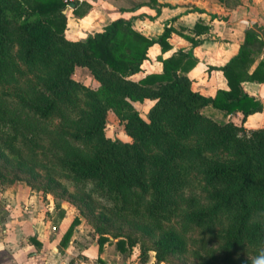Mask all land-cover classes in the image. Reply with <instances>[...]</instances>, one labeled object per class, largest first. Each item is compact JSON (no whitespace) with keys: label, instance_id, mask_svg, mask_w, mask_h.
Masks as SVG:
<instances>
[{"label":"trees","instance_id":"trees-1","mask_svg":"<svg viewBox=\"0 0 264 264\" xmlns=\"http://www.w3.org/2000/svg\"><path fill=\"white\" fill-rule=\"evenodd\" d=\"M89 8L83 0L70 6L78 17ZM64 10L62 0H0V84L19 83L23 71L9 59L14 50L16 60L43 86L30 87L22 107L11 103L0 85V144L14 163L30 173L37 169L67 178L86 197L107 202L116 219L156 235L151 248L141 249L136 264H148L149 251L154 253L152 264L169 254L194 264H264V258L242 254L248 245H264V128L244 130L204 114L225 118L238 112L244 119L261 110L264 101L241 87L243 81H264V59L250 70L262 46L258 34L244 31L237 53L218 68L226 88L205 97L191 90L186 75L195 64L190 48L160 58V73L129 79L139 71L148 46L157 43L161 53L169 49L170 28L149 39L117 18L100 32L71 41L63 34ZM205 30L199 23L192 28L197 34ZM182 36L191 46L198 43ZM75 67L88 69L97 86L75 81ZM79 97L88 112L76 103ZM147 100L151 105L143 118L140 110ZM108 111L117 116L131 143L105 136ZM187 135L196 145L179 139ZM85 142L96 147L94 154L81 147ZM223 154L226 159L219 158ZM197 176L203 182L200 205L195 197L184 198ZM186 201V221L199 230L197 240L165 226ZM78 221L72 218L62 245ZM204 236H210L209 243ZM107 240L99 234L98 251ZM130 244L118 238L115 248L125 252Z\"/></svg>","mask_w":264,"mask_h":264},{"label":"crops","instance_id":"crops-1","mask_svg":"<svg viewBox=\"0 0 264 264\" xmlns=\"http://www.w3.org/2000/svg\"><path fill=\"white\" fill-rule=\"evenodd\" d=\"M83 1L90 6L85 15L78 17L71 9L65 11L63 34L67 40H84L117 18L128 20L133 30L149 39H155L165 27L170 28L169 49L161 53L157 43L148 46L139 71L129 77L133 81L148 73H160V58L190 48L195 59L186 74L190 88L205 97H213L217 89L226 88L218 68L237 53L247 29L254 30L262 41L250 70L264 59V0ZM195 23L206 26L207 30L193 32ZM182 35L193 37L198 43L191 46ZM80 68L75 67L74 71ZM241 87L248 95L264 101V81H243ZM144 103L147 108L151 105L149 100ZM224 120L241 125L244 130L264 128V104L260 111L244 119L236 112ZM9 188L11 202L0 203V264H136L115 248L117 239L108 238L98 251L97 237L89 241L79 224L62 245V234L74 217L70 208L62 206L63 211L56 214L51 205H38L36 193L23 185L13 184Z\"/></svg>","mask_w":264,"mask_h":264},{"label":"rangeland","instance_id":"rangeland-1","mask_svg":"<svg viewBox=\"0 0 264 264\" xmlns=\"http://www.w3.org/2000/svg\"><path fill=\"white\" fill-rule=\"evenodd\" d=\"M14 50L9 52V59L19 68L23 73L17 84H5L0 85L6 89L9 93L11 103L15 105L23 104V101L27 98V91L30 87L36 90H42L43 86L33 72H30L21 65L14 57ZM72 78L84 85L85 87H96L97 82L93 79L90 71L81 67L80 69L73 71ZM78 106L83 111L88 112L89 107L83 105L82 98L76 100ZM144 107V108H143ZM141 107L140 113L143 118H146L147 106ZM210 116L217 122L224 121L220 115H214L208 112L204 113ZM51 124H57L56 118H51ZM239 127L240 125H236ZM170 131V127H165ZM105 136L111 139H117L121 142L131 143L132 139L125 134L122 129V125L117 116L108 111L105 116V124L103 128ZM179 139L187 144L196 145V141L192 136L179 137ZM90 154H94L97 150L96 147L89 142H85L82 146ZM228 155L224 154L220 156L221 159H226ZM12 160V156L9 155L6 150L0 144V203L11 202V190L9 186L23 185L31 193H36L35 199L38 205H51L57 214L63 211L62 206L70 208V213H74V216L78 217V224L82 230V234L89 237V241L95 239L99 234H105L108 238L118 239L122 238L125 241L132 243L125 248L124 255L128 257V261L138 263V258L142 248H151L154 245L155 240L158 238L156 235L148 236L140 232L135 228L132 222L116 219L110 212V205L100 199L98 196L90 195L88 198L80 191V186L67 178L49 173L42 170L34 171L30 173L23 166L17 165ZM203 184L200 177L192 178L193 187L184 192V198L195 197L197 198V205L203 204V198L200 194V187ZM13 200L15 198H12ZM1 200L3 202H1ZM35 202V201H34ZM33 205V204H32ZM188 201L181 204L176 212V215L172 218L170 224L166 223V227L172 225V227L182 233L190 239L197 240L201 237L199 230L192 223L186 221L187 213L190 211ZM210 237V236H209ZM204 236V239L208 242L211 238ZM209 243V242H208ZM248 245V244H247ZM248 258L256 260L264 258V245H248L247 249L242 253ZM154 253L148 252V264H152ZM159 264H194L190 259L184 258L177 254H169L166 256L165 261Z\"/></svg>","mask_w":264,"mask_h":264},{"label":"built area","instance_id":"built-area-1","mask_svg":"<svg viewBox=\"0 0 264 264\" xmlns=\"http://www.w3.org/2000/svg\"><path fill=\"white\" fill-rule=\"evenodd\" d=\"M80 1H82V0H62L63 4L66 7V10L70 9V6H71L72 3L80 2Z\"/></svg>","mask_w":264,"mask_h":264},{"label":"water","instance_id":"water-1","mask_svg":"<svg viewBox=\"0 0 264 264\" xmlns=\"http://www.w3.org/2000/svg\"><path fill=\"white\" fill-rule=\"evenodd\" d=\"M63 13H65V10L63 11Z\"/></svg>","mask_w":264,"mask_h":264}]
</instances>
